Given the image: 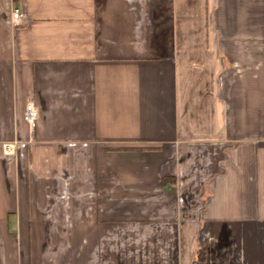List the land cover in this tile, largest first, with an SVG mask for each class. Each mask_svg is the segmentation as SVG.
<instances>
[{
	"label": "crops",
	"instance_id": "0c3cea01",
	"mask_svg": "<svg viewBox=\"0 0 264 264\" xmlns=\"http://www.w3.org/2000/svg\"><path fill=\"white\" fill-rule=\"evenodd\" d=\"M0 264H264V0H0Z\"/></svg>",
	"mask_w": 264,
	"mask_h": 264
},
{
	"label": "built area",
	"instance_id": "2783aa9c",
	"mask_svg": "<svg viewBox=\"0 0 264 264\" xmlns=\"http://www.w3.org/2000/svg\"><path fill=\"white\" fill-rule=\"evenodd\" d=\"M23 19V13L18 7H14L11 11V22L13 25H18L22 22ZM25 119L27 123L30 126H33L35 123V120L37 119L38 112L37 108L32 102H28L25 105V111H24ZM12 145L10 144H5L4 145V151L5 153H10Z\"/></svg>",
	"mask_w": 264,
	"mask_h": 264
}]
</instances>
